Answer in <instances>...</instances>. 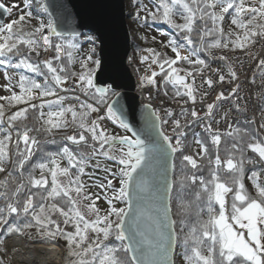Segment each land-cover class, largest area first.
Here are the masks:
<instances>
[{
  "label": "snow or ice",
  "instance_id": "1",
  "mask_svg": "<svg viewBox=\"0 0 264 264\" xmlns=\"http://www.w3.org/2000/svg\"><path fill=\"white\" fill-rule=\"evenodd\" d=\"M50 7L62 6L41 0L47 20L32 26L31 10L0 0L4 15L20 12L0 23V68L9 93L0 95V232L6 237L0 264H38L8 259L14 239L42 245L63 239L69 264H264V55L255 52L264 42V0L137 4L136 21L163 22L183 41L164 45L172 57L142 49L149 55L140 63L150 60L151 74L140 77L141 87H158L165 97L171 91L169 99L181 108L177 116L146 103L140 129L111 100L118 95L112 87L97 85L95 48L77 60V35L58 28ZM30 8L24 0L23 9ZM240 55L255 65L247 83L257 89L259 121L247 115L240 95ZM209 61L219 63L213 68ZM225 82L227 92L205 104L209 90ZM223 102L228 107L218 118ZM104 121L125 134L109 133ZM193 125L204 135L194 134L198 150L189 152ZM97 172L104 173L100 183Z\"/></svg>",
  "mask_w": 264,
  "mask_h": 264
},
{
  "label": "water",
  "instance_id": "2",
  "mask_svg": "<svg viewBox=\"0 0 264 264\" xmlns=\"http://www.w3.org/2000/svg\"><path fill=\"white\" fill-rule=\"evenodd\" d=\"M49 5H59V11H53L58 28L77 36L90 32L97 40L98 59L101 68L96 72V83L100 87L111 86L123 106L124 118L135 128L143 127L144 105L133 93L134 80L126 65L131 50V38L126 21L125 0H44ZM7 15L0 12V23Z\"/></svg>",
  "mask_w": 264,
  "mask_h": 264
},
{
  "label": "built area",
  "instance_id": "3",
  "mask_svg": "<svg viewBox=\"0 0 264 264\" xmlns=\"http://www.w3.org/2000/svg\"><path fill=\"white\" fill-rule=\"evenodd\" d=\"M161 44H162L163 48H166V47H164V45L167 44L166 41H162ZM167 49H169V48H167ZM255 52L257 54L264 55V42L258 43L256 45ZM129 55H130V59L128 61L130 62L131 66L128 68H129L130 72H132V76L134 78V84H135L133 93L138 95L139 102L141 104L151 103L154 108L159 109V110H163L165 108L173 110L174 112L177 113V116H178V114L180 112V108H181L180 103L168 102L167 99L163 95L159 94V88H157V87H153L151 85H145L144 87H141L140 77L143 75H146V74L150 75L151 72L146 71V69L148 68V63H150V60L148 63L141 64L140 58H141V56H145V55H149V54L146 52L140 51V53L138 55H136L134 52H131ZM235 58H236V54H233V59L235 60ZM239 59L244 64V73L241 74L240 80H239V83H241L240 95L243 96L244 101H247V103H248L250 110H249L247 115L249 117H252V118L257 119L259 121V112L256 110L258 102L255 98V93H256L257 89L255 87L250 86L247 83L248 79L253 74V70L255 68V65L253 64L251 59L245 55H240ZM218 63H219L218 61L210 62V64H212L213 68H215ZM154 66L155 65L152 66V69L154 68ZM199 83H200V78L197 77V84H199ZM257 84H259V81H257ZM229 87H231V85H228L227 82H225L224 85H216L215 91L209 90V95L205 98V104L208 102H211L214 99V96L218 91L224 90L225 92H227ZM250 93H251V95H250ZM77 94H79V93H77ZM244 101H241V103H244ZM223 103L225 104V109H221L220 113L217 114L218 118H219V115L222 114V112L224 110H226L228 107V102H223ZM184 107L191 109L193 107V105L191 103H189L187 105H184ZM195 107L198 110L202 107V105L199 103V98H198V101H197V104L195 105ZM93 115H95V114H93ZM226 124H227V122H222L220 124L219 127L222 131L226 129ZM165 130L169 131L170 129L166 126ZM201 130L202 129L198 125L194 126L195 132L198 133Z\"/></svg>",
  "mask_w": 264,
  "mask_h": 264
},
{
  "label": "rangeland",
  "instance_id": "4",
  "mask_svg": "<svg viewBox=\"0 0 264 264\" xmlns=\"http://www.w3.org/2000/svg\"><path fill=\"white\" fill-rule=\"evenodd\" d=\"M3 2L8 4V5H11L12 3L19 4L21 6V10H24V11L31 10V8L30 9H23L24 0H3ZM30 3H31V7L33 5L38 10L39 15H41V19H44L46 21L47 16H46V14H44L42 12V10L40 8L41 0H30ZM125 3H126V21H127L128 30L130 33L131 42L132 41L137 42V39H136V37H137L136 33L137 32L145 35V37L153 38L154 36H152V35H154L155 33L150 31L149 28L137 27V24L135 23V21L132 22V20H131V17L134 16L136 11L138 10V8H137L138 3L139 4H147L149 7H151V2L149 0H139V1H137V0H125ZM19 14H20L19 11L14 10L11 16L7 15L4 23L9 22L10 19L18 18ZM128 14L129 15L131 14L132 16L129 17ZM229 23H230V17H226L225 22H224V27H225L226 31L228 29ZM156 30L162 34L166 33L164 30H161V29H156ZM80 39L84 40L83 43H81L79 50L77 51L78 55L80 56V59H83L87 55H89L91 53L92 48H95V51H97L98 45H96L95 42L93 43V41L96 39L92 33H87L83 37H81ZM171 39H173V38L171 37ZM155 42H156V46L161 45V44H159L158 39H156V38H155ZM2 73H3V69L0 68V95H9V93L4 91V88H3V86L7 83V81H5L3 79ZM0 103H4V102L0 101ZM105 123H106V125H108V127L111 129V131L115 132V134H121V135L125 134L122 129H119L117 125L112 124L111 121H105ZM107 163L109 166H114L113 162H111V161H108ZM103 176H104V173L97 172V177H96L97 183L102 182L100 178ZM114 183H117V186H118V182H114ZM91 191L97 192V191H99V189L93 188V189H91ZM99 206L102 209L107 207V205L104 203L103 200H101L99 202ZM120 206H123V205H120Z\"/></svg>",
  "mask_w": 264,
  "mask_h": 264
},
{
  "label": "trees",
  "instance_id": "5",
  "mask_svg": "<svg viewBox=\"0 0 264 264\" xmlns=\"http://www.w3.org/2000/svg\"><path fill=\"white\" fill-rule=\"evenodd\" d=\"M137 1H139V0H137ZM149 1L151 2V0H149ZM31 11H32V13H33V19L31 20V25H32V26H36V25H38L39 20H41V15H39L38 10H37L33 5H32V7H31ZM128 16L131 17L132 15H131V14H130V15L128 14ZM131 20H132V22L135 21V23L137 24V27H147V28H151V29H161V30H165V31L168 32V34L171 35L175 40H177V41L180 42V43L183 42V41L181 40L180 36L177 34V32H176L174 29H172L169 25H167V24H165V23H163V22H153V21H151V19H149L148 23H147L146 25H143L142 22H140V21H136V20L134 19V16L131 17ZM178 22H180V21L178 20ZM136 35H137V37H136V39H137V43H133V46H134V48H135L136 50H140V49H143V48H147V47H149V46H156V42L153 41L152 38L145 37V35H143V34H141V33H139V32H137ZM77 37H78V43H79V46H80L81 43H83V41L80 39L79 36H77ZM142 38H146L147 42H145V40L142 39ZM94 42H95V44L97 45L96 40H94ZM162 54H166V55H167L168 53L163 52ZM51 55H52V53H51ZM75 56H76L77 60H80V56L78 55V52L75 53ZM93 58H94V59H98L97 51H95V55H94ZM202 58H203V55H202ZM209 62H210V61H209ZM89 66L91 67L92 65L90 64ZM74 69L77 70V71H79V63H77V64L74 66ZM29 75H31V74H29ZM38 79H39V78H38ZM156 79H157V81H158V83H159V81L161 80V77L158 76ZM160 93L163 94V92H162L161 90H160ZM171 95H172V93H171V91H170V92H169V97H171ZM112 97H113V96H112ZM112 97H111V98H112ZM169 97H165V98H166L168 101H171V100L169 99ZM15 110H16V109H14V108H13V109H8V112H9V114H10L12 111H15ZM29 115H31V113H30ZM28 123L31 124L32 121L29 120ZM193 127H194V125H193L191 128L187 129V131H188V137H187V140H188L189 144L191 145V147L189 148V152H191L193 148H195V149L198 150V146H196V145H194V144L192 143V141H193V137H194ZM199 133L201 134V136L204 135L202 131H200ZM168 134H171V132L169 131ZM46 147L49 148V149H51V150H54L56 146H54V145H46ZM221 154L223 155V153H221ZM37 155H39V154H37ZM249 155H254V154L249 153ZM34 159H35V157H34ZM177 165H179V161H177ZM247 167H248V168H252V166H250V165L247 166ZM256 169H258V166H256ZM178 170H179V169L177 168V171H178ZM205 174H206V173H205ZM249 174H250L249 172H246V174H245V179H244V183H245V185H246L247 190H248L250 193L254 194V188H253V185H252L251 181H249L248 178H247V176H248ZM0 238H5L4 233L0 232ZM29 241H30V242H33V243L41 242V241H39V240H29ZM50 242L56 243V244H58V245L61 247V250H62V257H63V264H69V259H68V256H67V248H66L65 241H64L63 239H59V240H56V241H48L47 243H50ZM47 243H46V244H47ZM177 255H178V253H177ZM177 264H180V260H177Z\"/></svg>",
  "mask_w": 264,
  "mask_h": 264
},
{
  "label": "bare ground",
  "instance_id": "6",
  "mask_svg": "<svg viewBox=\"0 0 264 264\" xmlns=\"http://www.w3.org/2000/svg\"><path fill=\"white\" fill-rule=\"evenodd\" d=\"M130 55L126 59L127 67H130ZM132 75V72H131ZM15 243L16 248L13 249L8 259H14L16 261L30 262L36 260L38 264H61L62 255L61 249L54 243H31L23 244L19 239L10 240L9 243ZM39 250L44 253V255L37 256L35 251Z\"/></svg>",
  "mask_w": 264,
  "mask_h": 264
}]
</instances>
